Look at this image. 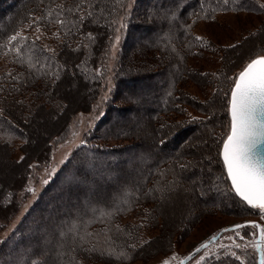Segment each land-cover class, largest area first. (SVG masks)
Returning a JSON list of instances; mask_svg holds the SVG:
<instances>
[{"label": "trees", "instance_id": "16d2710c", "mask_svg": "<svg viewBox=\"0 0 264 264\" xmlns=\"http://www.w3.org/2000/svg\"><path fill=\"white\" fill-rule=\"evenodd\" d=\"M250 10L264 15L257 0H84L83 5L81 0H0V152L20 168L17 178L1 175L0 232L30 195L26 187L33 166L49 163L53 144L65 138L73 116L90 111L108 90L102 117L1 240L0 264L146 260L166 252L207 214L256 213L230 191L220 151L230 127L232 80L264 53L252 52L232 66L239 47L224 48L212 74L188 64L202 48L192 33L196 22ZM262 22L252 37L262 32ZM25 26L49 36L43 42L26 28L9 43ZM113 45L117 51L109 66ZM193 76L211 88V96L198 100L186 92L183 83ZM77 82L86 88L85 97L68 93L69 83ZM187 107L198 115L182 117ZM51 115L56 122H49L50 130L44 127L35 143L31 131ZM185 130L194 133L183 135ZM206 134L213 142L212 165L218 167L217 197L224 204L195 190L196 170L181 167L193 161L190 155L199 146L188 144L193 135ZM176 136L180 142L168 146ZM147 146L154 150L145 153ZM16 150L25 159L15 158ZM100 170L105 177L93 175ZM187 193L197 210L168 226L165 201ZM133 209L143 212V221L121 223ZM205 264L240 262L222 254Z\"/></svg>", "mask_w": 264, "mask_h": 264}, {"label": "rangeland", "instance_id": "374dc122", "mask_svg": "<svg viewBox=\"0 0 264 264\" xmlns=\"http://www.w3.org/2000/svg\"><path fill=\"white\" fill-rule=\"evenodd\" d=\"M260 4H264V0H257ZM264 20V15H261L259 13L253 12L250 10V12H222L219 14H216L213 18L209 20H200L199 22H196L192 27V33L197 39L199 37L200 43L202 44V48L200 51H198L195 55L191 56V58L188 60V64L190 67L197 69L199 71L204 72H210L211 74L214 73L218 68L219 65H221V61L223 58V49H229L233 45L236 47L238 46L234 52V56L230 53V56L234 57V59L230 58V62H232V66L238 65L239 62L243 60L244 57L251 54L252 52H262L264 53V29L259 34L258 41L256 37H252L251 35L253 32L256 31L258 26L262 24ZM27 26H25L22 30L19 31V35L23 34V30H25ZM38 28H27V32L30 36L37 38L39 40L46 39L49 35L48 33L39 30ZM251 34V35H250ZM252 42V44H251ZM250 43V45H249ZM241 44V45H240ZM258 44V45H257ZM247 45V46H246ZM259 47V50L257 51ZM235 48V47H233ZM117 51V47L115 45L111 46L109 49V56L111 59H109V66L111 64V61L113 60V56L115 55V52ZM236 65V66H237ZM71 89H74L71 91L69 90L68 93H72L71 95H79L81 94L85 97L86 88L81 86V83L77 82L75 85L72 83H69ZM184 89L186 92L194 96L196 99L201 100L206 97L211 96L212 90L210 87L205 86L202 87V84L199 83V78L197 76L191 77V79L186 80L184 83ZM83 85V84H82ZM83 87V91L81 89ZM106 88V87H105ZM107 89L102 91L100 93V96L96 100V103L92 106V109L90 111H85L81 113H76L73 116V119L71 120L68 130L66 132L65 138L55 144H53V149L51 152V157L49 160V163L47 165L42 166H33V169L31 171V175L28 177L27 181V187H31L33 189V192H30L29 197L24 200V203L22 204L19 212L15 214V217L9 222L7 227L3 231L0 232V242L3 240L10 231H12V228L15 227L24 214L26 213L29 206L32 204L34 199L38 196L39 192L44 188L46 185L44 183L45 180L49 181L54 173L57 172L59 167L66 161L69 154L73 151L76 146H79L82 141V136L91 129L94 124L99 120L100 117H102L103 113V104L104 100L107 97ZM69 99V98H67ZM126 106V105H125ZM216 108L218 111H221L219 109L218 101H216ZM198 115L196 112L188 111V107L186 109L185 114H183L182 117H185V115ZM221 114V113H219ZM113 115V114H112ZM53 115L49 117H44L42 122H39L38 128H33L32 134L35 138V143H40V136L44 133V129L50 130L49 128V122H56L52 118ZM49 121V122H48ZM41 126V128H39ZM45 127V128H44ZM44 128V129H43ZM183 135H189L194 133L191 130L188 132V130H185L183 132ZM206 138H205V137ZM201 135V136H194L192 137L191 142H189V145H199L197 148H194L191 153V157L193 159L192 162H189L187 164L186 171H189V169L193 168V178L191 180V184L195 188V190H201L200 193H203L202 195L206 194H212L213 197H215L216 200H220L221 197H217V191H218V185L216 180V174L218 171V167L214 168L212 164H214L215 157L213 152V142L211 139H208V135ZM43 138L44 135L42 136ZM181 138H174L170 145H175L176 143L180 142ZM34 143V144H35ZM33 144V145H34ZM187 144V145H188ZM149 150L153 151V146L144 148V152L148 153ZM15 158H20L21 154L20 151L16 150L14 154ZM8 164V167H7ZM10 166V167H9ZM90 166V165H89ZM90 168H92L90 166ZM54 170V171H53ZM20 171V168L16 166H11L8 162L5 161L4 156L2 155V152H0V180L1 175L3 172H9L8 174L12 177L17 178V174ZM191 171V170H190ZM102 174L103 177H105V174L102 172V170L93 172L94 174ZM206 175V176H205ZM202 177L204 180H202ZM11 180H8L6 184H10ZM203 181V182H202ZM216 195V196H215ZM178 197L180 199H178ZM177 200V201H176ZM166 206L165 209V215H166V222L168 223V226L175 224V222H182L183 220H187L190 213L195 212L196 209V203L193 204L192 196L187 194H178L176 197L170 201H165ZM171 202V204H170ZM175 202V204H174ZM221 204H224L223 201L220 200ZM173 204V205H172ZM175 205V206H174ZM176 209V210H175ZM134 211H129L120 219L121 223H138L139 221H143V217H141V214L143 213L140 209H133ZM174 210V211H173ZM256 212L252 215H245V216H233L230 214H207L204 216L196 225H194L193 228H191L189 231H187L184 236L179 238L176 242H173L171 246L167 249L166 252L157 254L152 258L144 259V260H134L130 263H121V264H160V262L164 259H167L169 261V264H179L180 261L189 253L191 252L197 245H200L202 242L206 241L208 238L215 235L219 230L230 227L236 224H241L245 222H256L259 223L261 226H264V214H261L260 210L254 209ZM174 212V214H173ZM174 215V216H173ZM177 215V216H176ZM172 217V218H171ZM174 217V218H173ZM172 219V220H171ZM189 219V218H188ZM176 220V221H175ZM39 227V226H38ZM14 229V228H13ZM40 231H44L45 228L39 227ZM257 230L252 229L250 227L244 228L241 230V233L246 236V239L244 241H241L237 238L236 242L245 244L247 243V248L242 249H233L237 251L238 254L242 255L241 259L248 261L249 264H257V253L255 248V242H256V236H253V233H257ZM32 233V232H31ZM154 232H150L152 235ZM156 234V232L154 233ZM223 238L219 239L216 243L209 246L207 250L202 251L201 253L196 254L190 261L187 262V264H197V261L199 260V257L201 255L205 254V251L211 254H215L218 252L219 244H229L231 241H228L226 238L228 236H233L234 233L231 231L229 232H222ZM221 234L218 237H221ZM33 236L37 237L39 239V236H37L36 233H32ZM30 234L28 235V237ZM27 237V236H26ZM249 239L251 242H249ZM261 247L264 248V243L261 244ZM223 253L220 254L222 256ZM252 258V260L250 259ZM215 259V258H211ZM211 259H207L205 261H201L200 264H205ZM8 264H17L14 261L9 262ZM82 264H114V263H108V262H83Z\"/></svg>", "mask_w": 264, "mask_h": 264}, {"label": "snow or ice", "instance_id": "6c2138e0", "mask_svg": "<svg viewBox=\"0 0 264 264\" xmlns=\"http://www.w3.org/2000/svg\"><path fill=\"white\" fill-rule=\"evenodd\" d=\"M223 2L227 4L229 0H223ZM83 3L84 0H81L82 5ZM260 7L264 9V4H260ZM91 14L89 12V15ZM80 19L82 22L84 18ZM56 22L62 26L65 23L63 20ZM18 36L19 33L10 36L9 43L17 41ZM232 85L227 101L230 129L226 139L222 141L220 155L230 180V191L246 206L258 209L261 214H264V56L251 59L246 67L233 78ZM23 159L25 158L21 157V160ZM181 167L188 166L181 165ZM44 183L47 184L48 181L45 180ZM26 190L29 193L33 192L31 187ZM248 227L258 230L259 239L254 246L260 253L259 264H264V248L261 247L264 243V226L256 222H245L233 225L231 229H224L223 232L234 233L233 236L226 238L231 243H220L218 252L215 254L205 251V254L199 257L197 264L205 261L206 258H218L221 253L244 264L241 256L233 249L247 248V243H237L236 240L237 238L241 241L246 239L241 230ZM256 235L257 233H253V236ZM222 238L223 234L221 237L213 235L211 239L195 248L193 253L182 259L180 264H187L196 254L207 250L210 245ZM249 242H251L250 239ZM160 264H169V261L164 259Z\"/></svg>", "mask_w": 264, "mask_h": 264}, {"label": "water", "instance_id": "95a60500", "mask_svg": "<svg viewBox=\"0 0 264 264\" xmlns=\"http://www.w3.org/2000/svg\"><path fill=\"white\" fill-rule=\"evenodd\" d=\"M245 67H246V66H245ZM229 117H230V116H229ZM229 129H230V127H229ZM225 139H226V138H225ZM221 149H222V147H221ZM220 152H221V151H220ZM220 156H221V155H220ZM221 160H222V156H221ZM224 169H225V167H224ZM225 172H226V169H225ZM226 175H227V173H226ZM227 178H228V177H227ZM228 180H229V178H228ZM229 183H230V180H229ZM249 207H250V206H249ZM231 228H232V226H230V227H226V228H223V229H221V231L219 230V231L215 234V236L218 237V236L223 232L224 229H231ZM209 239H211V237L208 238L207 240H209ZM258 239H259V237H258V231H257L256 241H257ZM207 240H206V241H207ZM204 242H205V241H204ZM202 243H203V242H202ZM202 243H201V244H202ZM201 244H200V245H201ZM198 246H199V245H197V247H198ZM197 247H195V248H197ZM195 248H194V249H195ZM194 249H193L191 252H189L185 257H187L189 254L193 253ZM256 253H257V256H258V257H257V264H259L260 253L257 252V251H256ZM195 256H196V255H195ZM185 257H184V258H185ZM184 258H183V259H184ZM189 261H190V260H189ZM179 264H180V263H179Z\"/></svg>", "mask_w": 264, "mask_h": 264}, {"label": "bare ground", "instance_id": "6f19581e", "mask_svg": "<svg viewBox=\"0 0 264 264\" xmlns=\"http://www.w3.org/2000/svg\"><path fill=\"white\" fill-rule=\"evenodd\" d=\"M251 44H252V42H251ZM249 45H250V43H249ZM247 46V45H246ZM49 122V121H48ZM56 126V125H55ZM10 167V166H9ZM178 199H180L179 197H178ZM177 201V200H176ZM170 204H171V202H170ZM174 204H175V202H174ZM173 205V204H172ZM175 206V205H174ZM176 210V209H175ZM174 211V210H173ZM173 214H174V212H173ZM174 216V215H173ZM177 216V215H176ZM172 218V217H171ZM174 218V217H173ZM172 220V219H171ZM176 221V220H175Z\"/></svg>", "mask_w": 264, "mask_h": 264}]
</instances>
